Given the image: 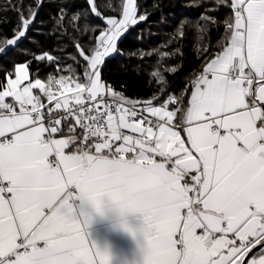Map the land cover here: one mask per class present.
I'll list each match as a JSON object with an SVG mask.
<instances>
[{"label":"snow or ice","instance_id":"6c2138e0","mask_svg":"<svg viewBox=\"0 0 264 264\" xmlns=\"http://www.w3.org/2000/svg\"><path fill=\"white\" fill-rule=\"evenodd\" d=\"M42 2L20 13L7 46L26 37ZM220 2L230 9L224 34L198 50L202 71L178 94L163 74L176 66L150 73L157 91L143 101L103 79L118 40L147 20L137 0L110 5L119 15L106 26H92L87 12L72 17L85 20L77 32L93 33L92 43H75L82 74L47 51L34 57L57 65L46 81L30 76V61L5 73L0 264H112L90 233L97 217L133 238L130 264H264V0ZM167 48L160 59L180 52Z\"/></svg>","mask_w":264,"mask_h":264},{"label":"trees","instance_id":"16d2710c","mask_svg":"<svg viewBox=\"0 0 264 264\" xmlns=\"http://www.w3.org/2000/svg\"><path fill=\"white\" fill-rule=\"evenodd\" d=\"M40 3L41 0H0V49H7L5 53H0V79L14 68V64L30 61V76L46 81L50 74L56 73L57 65L34 59L44 51L59 57L61 68L71 64L82 74L83 68L73 59L79 58L75 43H92L88 36L93 33L77 32L74 24L82 27L85 20L72 21V17L87 12L92 26H106L107 16L119 15L110 5L118 8L120 0H95L104 19L91 13L88 0H43L26 37L14 46H7L6 39L14 38L20 13L27 16ZM137 4L138 15L146 14L147 20L130 27L119 39L118 51L106 58L102 67L103 79L113 84L118 91L123 87L129 98L143 101L157 91L150 73L176 66L178 70L175 73L163 71V74L170 84L169 92L178 94L197 72L202 71L207 54L200 55L198 50L205 46L210 49L215 47L224 34L223 22L230 15V9L220 0H137ZM61 9H64L66 16L58 24ZM205 14L210 19L206 30L200 31L197 25L205 24ZM182 23L184 35L179 36L177 29ZM169 41H172L170 45ZM164 46H168L167 50L179 48L180 52L174 59L162 60L159 50ZM141 53L152 55L142 56Z\"/></svg>","mask_w":264,"mask_h":264},{"label":"crops","instance_id":"0c3cea01","mask_svg":"<svg viewBox=\"0 0 264 264\" xmlns=\"http://www.w3.org/2000/svg\"><path fill=\"white\" fill-rule=\"evenodd\" d=\"M108 216L112 217L114 214L109 213ZM138 216V213L129 215L127 219L131 226L135 227L140 223V220L137 219ZM114 224V219L95 218L90 228L91 236L98 241L101 246L105 244L108 245L113 257L112 264H126V262L130 264L135 258L136 243L128 233L124 232L119 227H114Z\"/></svg>","mask_w":264,"mask_h":264},{"label":"rangeland","instance_id":"374dc122","mask_svg":"<svg viewBox=\"0 0 264 264\" xmlns=\"http://www.w3.org/2000/svg\"><path fill=\"white\" fill-rule=\"evenodd\" d=\"M119 41V40H118Z\"/></svg>","mask_w":264,"mask_h":264}]
</instances>
